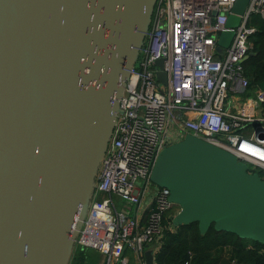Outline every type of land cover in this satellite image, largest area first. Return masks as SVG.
<instances>
[{
	"label": "water",
	"instance_id": "1",
	"mask_svg": "<svg viewBox=\"0 0 264 264\" xmlns=\"http://www.w3.org/2000/svg\"><path fill=\"white\" fill-rule=\"evenodd\" d=\"M156 1L0 0V264H70ZM250 1L237 0L220 54ZM151 179L180 205L176 225L264 244V179L232 153L186 134Z\"/></svg>",
	"mask_w": 264,
	"mask_h": 264
},
{
	"label": "built area",
	"instance_id": "2",
	"mask_svg": "<svg viewBox=\"0 0 264 264\" xmlns=\"http://www.w3.org/2000/svg\"><path fill=\"white\" fill-rule=\"evenodd\" d=\"M236 2L156 1L75 250H97L107 264H148L145 253L153 249L156 260L181 207L174 209L170 190L155 185L152 172L161 152L186 134L232 153L264 179V89L245 97L243 111L235 112L231 97L250 85L240 61L258 31L253 19H264V0L250 1L231 45L220 54L218 41L229 30Z\"/></svg>",
	"mask_w": 264,
	"mask_h": 264
},
{
	"label": "trees",
	"instance_id": "3",
	"mask_svg": "<svg viewBox=\"0 0 264 264\" xmlns=\"http://www.w3.org/2000/svg\"><path fill=\"white\" fill-rule=\"evenodd\" d=\"M253 25L258 31L250 36L252 49L244 61V74L250 81L249 86L256 89L264 81V19L256 18ZM259 174L263 176V172ZM87 258V249L77 248L70 264H87ZM187 261L190 264H264V244L218 231L214 225L205 233L198 222L175 225L165 233L155 264H186Z\"/></svg>",
	"mask_w": 264,
	"mask_h": 264
},
{
	"label": "crops",
	"instance_id": "4",
	"mask_svg": "<svg viewBox=\"0 0 264 264\" xmlns=\"http://www.w3.org/2000/svg\"><path fill=\"white\" fill-rule=\"evenodd\" d=\"M256 18H260V17H255L254 19H253V21L254 20H256ZM262 19V18H261ZM253 21H252V23H253ZM260 87V86H259ZM258 87V88H259ZM258 88H256V89H258ZM256 89H252L250 86L247 88V89H245V90H242V89H240V90H237L236 92H234V93H231V97H232V99H233V102H234V105H233V108H234V110H235V112L236 111H243V108L245 109L247 106H246V99H245V97L247 96V95H249V94H252V93H254L255 91H256ZM253 113H255L257 110H256V108L255 109H252L251 110Z\"/></svg>",
	"mask_w": 264,
	"mask_h": 264
},
{
	"label": "rangeland",
	"instance_id": "5",
	"mask_svg": "<svg viewBox=\"0 0 264 264\" xmlns=\"http://www.w3.org/2000/svg\"><path fill=\"white\" fill-rule=\"evenodd\" d=\"M174 209L176 210L179 209V205L178 204L174 205ZM246 240L250 241V239H246ZM87 256H88L87 264H107V258L101 253L95 251L94 249L87 248Z\"/></svg>",
	"mask_w": 264,
	"mask_h": 264
}]
</instances>
